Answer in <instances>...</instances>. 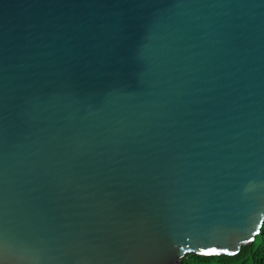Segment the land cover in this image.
I'll return each instance as SVG.
<instances>
[{
    "label": "water",
    "instance_id": "95a60500",
    "mask_svg": "<svg viewBox=\"0 0 264 264\" xmlns=\"http://www.w3.org/2000/svg\"><path fill=\"white\" fill-rule=\"evenodd\" d=\"M263 223L264 0H0L3 264H183Z\"/></svg>",
    "mask_w": 264,
    "mask_h": 264
},
{
    "label": "trees",
    "instance_id": "16d2710c",
    "mask_svg": "<svg viewBox=\"0 0 264 264\" xmlns=\"http://www.w3.org/2000/svg\"><path fill=\"white\" fill-rule=\"evenodd\" d=\"M183 264H264V223L255 240L243 245L236 254L202 255L191 253Z\"/></svg>",
    "mask_w": 264,
    "mask_h": 264
},
{
    "label": "snow or ice",
    "instance_id": "6c2138e0",
    "mask_svg": "<svg viewBox=\"0 0 264 264\" xmlns=\"http://www.w3.org/2000/svg\"><path fill=\"white\" fill-rule=\"evenodd\" d=\"M209 252L216 253L217 252V249L216 248H211V249H209ZM0 264H3V261L2 260H0Z\"/></svg>",
    "mask_w": 264,
    "mask_h": 264
}]
</instances>
